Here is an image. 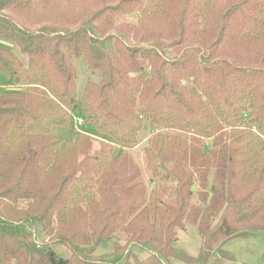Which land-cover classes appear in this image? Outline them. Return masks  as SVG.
Returning a JSON list of instances; mask_svg holds the SVG:
<instances>
[{
	"label": "trees",
	"instance_id": "trees-1",
	"mask_svg": "<svg viewBox=\"0 0 264 264\" xmlns=\"http://www.w3.org/2000/svg\"><path fill=\"white\" fill-rule=\"evenodd\" d=\"M0 38L27 56L0 46V264H225L264 235V0H0ZM144 121L142 169L115 144Z\"/></svg>",
	"mask_w": 264,
	"mask_h": 264
},
{
	"label": "rangeland",
	"instance_id": "rangeland-1",
	"mask_svg": "<svg viewBox=\"0 0 264 264\" xmlns=\"http://www.w3.org/2000/svg\"><path fill=\"white\" fill-rule=\"evenodd\" d=\"M0 46L9 48L15 55H17L24 64H27V56L21 53L17 45L12 42L0 38ZM74 66L77 72V95L81 96L83 87L88 80L97 82L100 79V73L98 71H93L89 68L85 57L74 58ZM10 78V73L0 70V91L6 86ZM78 130H83L82 127H76ZM51 132L56 135H62L69 137L71 133L60 127H53ZM150 135L149 124L144 121L141 132L138 136V144L133 147H121L115 144V150L125 149L133 154L134 158L138 162L139 166L144 169V164L142 162V150L146 144V141ZM95 136V135H94ZM151 188L152 184L148 183ZM194 185V189H195ZM193 202L197 203V198L194 195ZM201 238L198 234L197 228L191 223H186L184 229L177 232L175 247L183 250L189 256H196L200 247ZM232 259L225 262V264H262V256L264 255V235L258 234L247 238H236L228 241L224 246ZM58 252L62 255H68V251L62 247L57 248ZM139 258H145L147 253L143 250L134 249ZM113 251V244L111 241L102 243L98 245L94 250V255L108 254ZM171 264H190L184 262L177 258H171Z\"/></svg>",
	"mask_w": 264,
	"mask_h": 264
},
{
	"label": "built area",
	"instance_id": "built-area-1",
	"mask_svg": "<svg viewBox=\"0 0 264 264\" xmlns=\"http://www.w3.org/2000/svg\"><path fill=\"white\" fill-rule=\"evenodd\" d=\"M74 122H75V126L76 127H81L83 125V120L82 118L78 115V113H76L74 115Z\"/></svg>",
	"mask_w": 264,
	"mask_h": 264
},
{
	"label": "water",
	"instance_id": "water-1",
	"mask_svg": "<svg viewBox=\"0 0 264 264\" xmlns=\"http://www.w3.org/2000/svg\"><path fill=\"white\" fill-rule=\"evenodd\" d=\"M190 189L193 191L194 190V184L191 185Z\"/></svg>",
	"mask_w": 264,
	"mask_h": 264
}]
</instances>
